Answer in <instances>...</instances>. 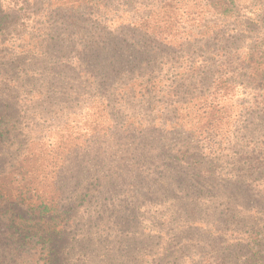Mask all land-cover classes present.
Here are the masks:
<instances>
[{
    "label": "trees",
    "instance_id": "16d2710c",
    "mask_svg": "<svg viewBox=\"0 0 264 264\" xmlns=\"http://www.w3.org/2000/svg\"><path fill=\"white\" fill-rule=\"evenodd\" d=\"M145 1H28L42 7L47 28L36 44L21 48L19 59L39 50L74 51L89 87L132 84L124 92L137 90L140 109L122 126L130 148L105 171L93 165L87 175H79L71 183L68 204L57 192L48 204L26 207L0 193V264H84L83 241L89 234L80 235V228L110 237L122 228L141 227L151 206L176 209L164 219L176 230L205 231L203 237H209L179 236L168 243L162 238L155 251L133 249L128 264H264V163L229 162L231 150L215 139L213 128L190 130L174 145L169 141L173 127L166 130L177 111L224 122L228 113L219 102L222 93L264 91V47L253 35L258 26L244 17L250 12L242 11L239 0ZM10 12L0 11V32L19 10ZM0 94V146H7L16 139L17 126L6 111L11 96L1 89ZM160 96L165 100L157 101ZM112 122L116 129L120 122ZM87 146L88 152L102 147L99 137ZM255 154L263 153L258 149ZM152 160L166 161L171 177L163 169L161 181H150L149 188L140 168ZM150 192L156 197H148ZM198 250L205 256L191 257Z\"/></svg>",
    "mask_w": 264,
    "mask_h": 264
},
{
    "label": "rangeland",
    "instance_id": "374dc122",
    "mask_svg": "<svg viewBox=\"0 0 264 264\" xmlns=\"http://www.w3.org/2000/svg\"><path fill=\"white\" fill-rule=\"evenodd\" d=\"M28 1L0 0L1 15L2 11L19 10L6 19L8 25L0 32V89L11 96L7 102L10 108L6 111L16 123L18 134L12 144L0 146V193L14 204L24 201L26 207L40 202L48 204L57 192L61 202L68 204L73 196L71 183H75L79 175H87L93 165V170L101 168L105 171L130 148L122 126L134 119L133 111L140 109L138 101L141 96L135 88L131 94L124 92L132 84L126 87L103 83L98 84L97 90L89 87L91 80L78 72V54L69 49L60 50L61 54L57 50L45 52L38 49L33 57L19 59L21 48L36 44L37 37L42 33L40 31L47 28V16L41 12L42 7L39 3ZM239 2L242 11L246 9L245 13L250 12V15L243 14L244 17L256 22L258 27L254 28L253 35L259 37L258 42L264 47V0ZM161 17L167 19L164 15ZM62 26H56L55 30H61ZM160 100L165 98L160 96L157 101ZM219 102L228 113L224 122L216 117L209 120V116L203 115L186 117L184 111L170 115L169 123L173 125L168 124L166 128L173 127L169 135L170 143L174 145L187 138L190 130L197 133L205 127L213 128L217 133L215 139L231 150L232 156L227 158L229 162L239 158L244 166L264 163V91H251L245 96L234 91L222 93ZM84 105L89 108L83 110ZM141 105L148 115L147 106ZM112 119L120 122L116 129H113ZM179 122L184 124L183 128L178 126ZM95 137H99L102 147H96L98 152L86 151V146L92 145ZM114 138L117 145L112 148ZM258 149L263 153L261 156L255 154ZM93 152L95 154L87 157ZM95 156L97 158L92 163H87ZM165 162L152 160L140 168L142 179L149 188L150 181H161V176L165 174L171 177L168 167L163 165ZM220 163L221 158L217 165ZM148 197L156 195L150 192ZM150 202L155 203L154 200ZM146 212L141 227L122 228L110 237L99 235L92 227H79L80 235L89 234L83 241V249L88 256L84 264H90L91 260V264H105L113 260L115 264H128L133 249L137 253L142 248L155 251L162 238L168 243L179 236L192 239L204 236L205 231H179L174 222H164L165 217H169L167 214L177 212L176 209L170 207L161 211L151 206ZM82 220L81 224L86 225L85 218ZM207 237L208 234L203 238ZM205 243L197 242V247ZM199 252L191 253V257L200 259L205 256Z\"/></svg>",
    "mask_w": 264,
    "mask_h": 264
}]
</instances>
